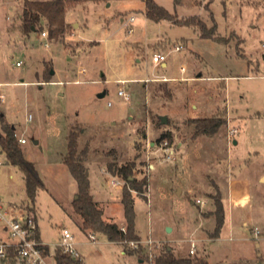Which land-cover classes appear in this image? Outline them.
I'll return each instance as SVG.
<instances>
[{"label": "rangeland", "instance_id": "obj_1", "mask_svg": "<svg viewBox=\"0 0 264 264\" xmlns=\"http://www.w3.org/2000/svg\"><path fill=\"white\" fill-rule=\"evenodd\" d=\"M155 1L180 18L199 15L209 26L216 23L229 43L149 18L144 0L81 2L67 12L71 28L61 37L46 38L41 31L25 36L15 28L23 0H0V93L5 94L0 129L9 123L17 137H26L20 146L44 184L29 203L24 173L7 161L0 170V197L32 206L52 253L68 228L83 264H154L168 247L177 257L210 264L252 255L264 264V244L256 246L264 232V178L259 179L264 173V0ZM131 16L135 20L127 23ZM177 45L181 50L172 51ZM156 51L170 53L165 65L154 66ZM163 76L171 81L159 79ZM121 88L128 99L118 94ZM224 109L226 119L216 133L196 134L192 119ZM72 130L78 148L86 150L90 183L100 189L97 199L90 193L103 218L117 222L124 233L123 189L130 186L120 168L134 164L137 180L147 179L142 192L131 189L140 235L136 246L84 230L74 208L78 184L64 163ZM165 148L172 151L170 159ZM112 176L124 185H113ZM222 179L226 193L240 201L232 234L226 225L217 240L216 219L204 220L202 213L211 215L207 211L220 192L216 181ZM193 238L196 253L190 254ZM128 247L137 251L127 253Z\"/></svg>", "mask_w": 264, "mask_h": 264}, {"label": "trees", "instance_id": "obj_2", "mask_svg": "<svg viewBox=\"0 0 264 264\" xmlns=\"http://www.w3.org/2000/svg\"><path fill=\"white\" fill-rule=\"evenodd\" d=\"M85 1H109V0H23V9L20 14V23L15 27L23 35L28 36L33 31H44L48 29L49 36L59 38L70 30V23L66 20L67 12ZM181 0H175L179 3ZM145 14L156 21L170 20L176 25L193 27L200 37L211 38L218 42L229 43V37L222 35L216 23L209 26L208 23L199 15H192L180 18L176 13H172L163 5L158 4L155 0H144ZM213 18V16H212ZM214 20V18H213ZM235 35V34H234ZM4 119V114L0 113V120ZM226 119V110H218L210 117H201L192 119L196 125V134L213 135L216 133ZM161 121V118H160ZM0 133L1 147L7 157V161L19 167L25 176V186L29 203L36 201L38 190L43 187L35 165L28 161L20 146L19 137L15 133V127L9 123L2 126ZM78 133L72 130L68 136V154L64 157V163L69 167L73 177L78 184V197L74 199L75 211L83 218L84 230H92L104 235L108 240L113 242L140 241V235L136 232L134 197L131 189L142 192V184L147 183V179L139 182L133 175L134 164L124 165L120 168V173L129 184V188L123 189L122 202L124 205V215L126 219V232L122 230L117 222L107 221L103 218L102 209L94 200L90 193V180L88 171L84 165L86 150L78 148ZM215 209L210 212L216 219L214 237L219 236L225 221V208L221 194L214 197ZM128 244V245H127ZM46 252L49 253L50 246H45ZM127 253L133 254L137 251L136 247L125 249ZM142 250L139 248V251ZM56 264H83L82 257L73 258L67 253H63L59 246L55 252ZM154 264H210L203 258L177 257L173 251L166 248L159 253L154 260Z\"/></svg>", "mask_w": 264, "mask_h": 264}, {"label": "built area", "instance_id": "obj_3", "mask_svg": "<svg viewBox=\"0 0 264 264\" xmlns=\"http://www.w3.org/2000/svg\"><path fill=\"white\" fill-rule=\"evenodd\" d=\"M135 20L134 16H131L127 23H131ZM133 27L130 26L128 32H133ZM43 37L48 38L49 33L47 30L41 32ZM49 45L48 40L44 43ZM181 50V46L177 45L172 51ZM169 52L156 51L153 54L154 66H160L165 63ZM19 64V63H17ZM84 71V70H83ZM163 81H169L170 78L163 76L159 78ZM125 81L122 80V83ZM118 94L128 99L129 95L124 88L119 89ZM5 94L0 93V104L4 103ZM109 104H112L109 102ZM28 119H32V114H29ZM0 133H3L0 129ZM20 143H26V137H19ZM167 144V142H165ZM168 159L171 158L172 151L169 148H165ZM7 157L1 147L0 142V170L6 164ZM111 182L115 186L124 185L125 181L117 176L111 177ZM197 202H202L200 199ZM204 203V202H202ZM122 230H125L124 227ZM256 235H260L259 228L254 229ZM89 237L92 240H96L94 233H91ZM195 239H191L190 254L196 253ZM130 244L136 246L137 241H130ZM48 245L42 238L41 227L37 213L28 203H17L13 201H7L0 197V264H56L55 253L51 250L46 252L45 246ZM61 248L63 253L71 255L73 258L82 257L77 247L74 234L68 229L63 228L61 232V240L57 244Z\"/></svg>", "mask_w": 264, "mask_h": 264}, {"label": "crops", "instance_id": "obj_4", "mask_svg": "<svg viewBox=\"0 0 264 264\" xmlns=\"http://www.w3.org/2000/svg\"><path fill=\"white\" fill-rule=\"evenodd\" d=\"M163 65H165V63H163ZM182 78H185V77H182ZM21 80H23V79H21ZM174 80H175V78H174ZM173 79H172V81H174ZM169 81H171V80H169ZM215 171H217V168L215 169ZM225 177H226V175H225ZM224 177V178H225ZM223 178V179H224ZM262 178H264V173H262L261 175H260V177H259V179L260 180H262ZM223 179H222V181L221 182H219V181H216V185H217V187L219 188V191H220V193H221V198H222V201H223V204H224V208H225V221H224V225H223V227H222V229H224V227L226 226V225H228L229 226V229H230V233L232 234V229L234 228V224H235V219H234V206H235V203H238L239 201H240V198L239 197H235L233 194H231V193H226V191H225V189H224V186H223ZM90 189H91V192H92V194H95V198H96V196H99L100 195V189H99V186L98 187H94V185H93V183H92V181H91V183H90ZM197 191V190H196ZM187 192H188V194H192V189L191 188H189V189H187ZM111 193V192H110ZM112 194V193H111ZM110 197H112L111 195L110 196H108V198H110ZM97 199V198H96ZM214 205V206H213ZM212 205V207L207 211V212H211V211H213L215 208V204H213ZM228 211L230 212V213H228ZM203 215V219L204 220H212V221H214V223H215V217L213 216V215H210V216H208V217H206V212L204 211V213H202ZM227 215H228V218H229V216H230V218H229V221H228V223H227ZM201 224H202V222H201ZM205 224L203 223L202 224V229H203V232H206V233H208V231H210V230H206V228L205 227H203ZM214 225V224H213ZM171 230H172V228H171ZM223 232V230H221V232H220V234H219V236H217V237H215L214 239H221V233ZM42 233V232H41ZM43 238V237H42ZM232 238V237H231ZM194 239V238H193ZM208 239V238H207ZM44 240V239H43ZM258 240L260 241V242H258L257 243V247H261L263 244H264V232H263V234H261V236L260 237H258ZM45 241V240H44ZM47 243V242H46ZM49 245V244H48ZM79 250V249H78ZM189 253H190V248H189ZM82 255V254H81ZM257 256L258 257H262V253H257ZM256 256L255 255H252V256H243V257H238V256H232V259L231 260H228V263H231V264H258V262H257V260H256V258H255ZM234 258V259H233Z\"/></svg>", "mask_w": 264, "mask_h": 264}, {"label": "water", "instance_id": "obj_5", "mask_svg": "<svg viewBox=\"0 0 264 264\" xmlns=\"http://www.w3.org/2000/svg\"><path fill=\"white\" fill-rule=\"evenodd\" d=\"M54 71L53 70H51V73H53ZM106 94V91H102L101 93H99V96L100 97H103L104 95ZM161 121H162V123H166L167 122V117L165 116V115H162L161 116ZM13 128H14V126H13ZM38 141L36 140V143H37ZM168 228V230L170 231L171 230V227H167Z\"/></svg>", "mask_w": 264, "mask_h": 264}]
</instances>
